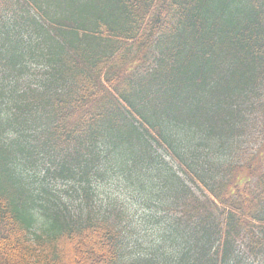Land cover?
Masks as SVG:
<instances>
[{"label": "trees", "instance_id": "16d2710c", "mask_svg": "<svg viewBox=\"0 0 264 264\" xmlns=\"http://www.w3.org/2000/svg\"><path fill=\"white\" fill-rule=\"evenodd\" d=\"M0 264H264V0H0Z\"/></svg>", "mask_w": 264, "mask_h": 264}, {"label": "rangeland", "instance_id": "374dc122", "mask_svg": "<svg viewBox=\"0 0 264 264\" xmlns=\"http://www.w3.org/2000/svg\"><path fill=\"white\" fill-rule=\"evenodd\" d=\"M111 180H113V181L106 183V185H105L106 189L108 191H110L117 198V200L120 203L126 205V204H129V201H130V203H134L132 209L137 207L138 214L142 213L141 208H140V204H136V203H140L139 200L138 199L135 200L133 198L132 193H130V191H128V186L127 185L123 186L122 184L116 183L118 181L117 177H115L114 179H111ZM58 184H59V186H63V184L61 182H58ZM138 218H137V220L135 219L136 220L135 223H136V226H138V228L143 229V231H145L143 234L147 233L148 236L151 234L149 236V238L152 236V234L156 235L155 233L160 226L159 222H156L153 219L138 220ZM132 233H134V232H132ZM144 240L146 241L147 238H145ZM140 241H143L142 238H140L139 242ZM141 243H143V242H141Z\"/></svg>", "mask_w": 264, "mask_h": 264}]
</instances>
